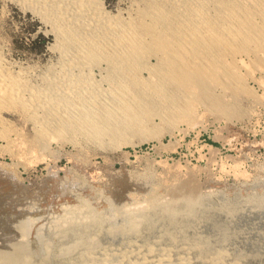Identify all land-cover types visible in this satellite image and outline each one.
<instances>
[{"label":"rangeland","instance_id":"rangeland-1","mask_svg":"<svg viewBox=\"0 0 264 264\" xmlns=\"http://www.w3.org/2000/svg\"><path fill=\"white\" fill-rule=\"evenodd\" d=\"M139 1L141 2V0H100L107 11L116 13L119 10L124 15L133 10ZM49 29V25L41 21L40 17L31 10L24 12L18 4L0 0V49L1 56L4 57L2 64L7 65L8 68L11 66L15 71L21 70L19 76L24 74L25 78L27 76L25 85L28 82L36 83L41 74L51 71L60 58L59 50L54 47V35L48 32ZM240 57L244 58L245 66L249 67L241 68V72L246 74L244 85L249 93L230 90L227 93V104L224 106L225 112L221 111L222 109L207 110L206 107L211 108L212 100H203V104L196 108L197 120L190 123L175 119L172 115L166 117L174 119V122L162 120L155 113L151 130L134 135L130 138L131 143L128 139L123 140V137H106L104 141L89 139L85 134L78 132V135L71 130L70 136L75 137L77 143L75 140L69 141L68 137H65L66 139L58 137L59 140L47 141L42 147L38 145L37 149L33 146L37 152L28 146L26 151L28 150L29 153H27L25 149L19 148V145L8 144L0 138V179L2 178L0 180V254H17L18 252L15 251L23 248L21 252L31 255L30 260L33 264H119L122 259L120 252L135 250L136 253L138 252L136 249L145 248L152 243L153 246L155 244V250L158 248L157 251L169 248L171 243H167L164 239L170 233L176 234L175 238L178 240L184 234L179 244L181 242L184 244V238L188 241L195 237L193 241H196L198 237L203 236L204 238L201 239L209 241L212 251L218 249V245L221 250L222 245L226 247L225 243L230 245L237 235L239 236L237 239L243 236L240 239L242 242L236 240L233 244L237 242V245L231 244L233 253L227 244L228 246L223 250L230 252H227L225 260L230 257L229 262L238 258L235 260H241L240 263L243 261V264H250L251 260L253 262L251 264H264V199L257 202L261 204H258V208L255 206L257 209L253 208V205H257L256 200H252L253 197H261L264 193V87L262 86L264 84L261 81L264 71L248 64L250 62L248 56L240 55ZM150 60L154 62L155 58L151 57ZM252 67L253 73L249 71ZM142 73L148 74L147 71ZM254 94L259 97L257 101L250 99ZM4 113L8 119L15 122L13 124L16 126L13 127H18L23 135L25 133L28 138L35 135L31 120L22 117L19 112V114L13 112V115L12 112ZM15 150H19L18 152L24 155L20 157L21 154L19 155ZM185 184L196 187L199 196L194 201L198 199L200 203L203 201L202 209L200 208L202 211L195 220L199 223H194L197 230L202 229L199 232L186 226L187 230L181 228L184 229L183 233L175 229L163 233L160 229L165 230L163 227L165 224L162 223L161 218H158L161 211L153 210L160 204L150 205V194L160 192L162 202L168 203L169 200L180 198L184 192H187L188 186L186 187ZM190 186L189 188H192ZM225 203L231 210L234 209L232 217H225L222 214L220 206ZM229 221L231 225L227 224ZM198 224L200 228L197 227ZM127 225L128 227L135 225V231L125 233L123 229L128 228ZM227 225L231 227L228 228ZM155 228H158L157 231ZM213 228L216 231L212 236L210 232H214ZM230 228L232 232L240 233L235 232L236 234L230 236L228 235ZM220 229L227 231V236L226 233L224 235L229 241ZM193 230L199 233L193 232L196 236L192 235ZM154 232L159 234L156 236ZM216 232H220L223 237ZM209 234L210 238L214 237L215 240L212 241L208 237ZM218 235L224 240L227 239V242L220 241ZM153 237L157 241H153L155 239ZM88 240L93 242L88 243ZM159 240L160 246L157 245L160 243ZM217 242L224 244L220 245ZM252 243L254 245H251ZM68 244H72L70 249ZM105 252L107 254H104ZM241 252L243 256H239ZM252 253L256 254L252 256ZM87 254L91 255V258L88 259ZM228 255H233L234 259ZM133 256L131 261L140 264V259ZM194 259L195 257L192 258Z\"/></svg>","mask_w":264,"mask_h":264},{"label":"bare ground","instance_id":"bare-ground-1","mask_svg":"<svg viewBox=\"0 0 264 264\" xmlns=\"http://www.w3.org/2000/svg\"><path fill=\"white\" fill-rule=\"evenodd\" d=\"M6 1L18 4L24 12L31 10L40 17L41 21L48 24L50 27L48 32L54 35V47L60 52V58L54 66L52 65L51 71L41 74L39 80L34 82L35 84L28 82L25 85L27 76L26 78L25 74L19 76L21 70L15 71L11 66L8 68L7 65L2 64L4 57L2 58L0 49V138L8 144L19 145V148L25 149L24 151L28 146L36 151L38 145L42 147L45 142L54 141L58 137H68L69 141H76L75 137L70 136L71 130L77 134L78 132L85 134L89 139L99 141H104L106 137H123V140H130L134 135L144 134L151 130L155 113L162 120L174 122V119L166 117L172 115L175 119H182L190 123L197 120L196 108L203 104V100H212L211 108L206 107L207 110L220 111L222 109L221 111L225 112L226 107L224 106L227 104V93L230 90L249 93L244 85L246 74L241 72L246 61L240 55L248 56L250 60L248 64L264 71V0H141V2H137L138 5L133 10L128 11L125 15L119 10L116 13L107 11L100 0ZM151 57L155 58L154 62L150 60ZM5 60L7 59L5 58ZM245 67L249 68L247 65ZM250 70L253 73V67ZM143 71H147L148 74L143 75ZM30 79L34 80V78ZM261 81L264 84V77ZM262 86L264 87V85ZM250 99L257 101L259 97L254 94L250 96ZM4 112L7 114L12 112L11 115L13 112H19L23 115H21L22 117L25 116L27 120H31L35 135L29 136L30 138L25 136V133L23 135L18 127H13L16 126L13 124L15 122L8 119ZM78 143L80 142L78 141ZM19 153L21 154V152ZM22 155L24 154H21L20 157ZM185 186L187 187L188 184ZM189 186L186 193L184 192L186 187L184 188V194L180 198L175 197L176 199L172 201H166L168 203L162 202L160 192L156 193V191L153 192V195L150 194V200L148 199L150 205H161V207H159L160 205L156 206L157 209L153 210L160 209L161 211L158 218H161L162 223L165 224L163 226L165 230L160 229L163 233L164 231L169 233L168 231L174 229L175 231L181 230L183 233L184 229L181 228L186 229V226L196 229L194 223L197 222L195 220L202 211L203 201L202 203L199 199L194 201L199 194L196 193V187L191 185L192 188H189ZM262 196L252 198V200H256L257 204L253 205V208L255 206L258 208L261 205L257 202L264 199V193ZM222 206L219 207L223 211L221 213L225 217H232L234 209L231 210L226 203ZM216 213L218 214V212ZM129 222L131 224V221ZM160 223L161 221L159 226ZM227 224L229 225L230 221ZM82 226L84 227V225ZM134 228L135 225H131L128 228L125 227L123 231L129 234L135 231ZM216 228L218 229V226ZM224 229L226 230V228ZM199 230L196 229V231ZM220 230L222 231V229ZM229 230L232 232L234 228ZM215 231L209 232L212 235ZM230 231L228 233L230 236L235 232L240 233L237 231L230 233ZM193 232L194 230L191 234L196 236ZM226 232L222 231V234L224 235ZM156 234L159 233L156 232ZM185 234L188 235V233ZM174 235L170 233L164 239L167 243H171L169 248L157 251L158 248L155 250V244L153 246L152 243V245H146V249L134 246V248H140L136 249L138 251L136 253L135 250H129L127 253L125 250L123 253L118 252L120 255L122 254L120 263L139 264L131 261V256L134 255V258L140 259V264H243V261L240 263L241 260L236 261L235 259L238 258L234 259L233 255L228 256H231L234 261L229 262L230 257L225 260L227 252L232 250L233 253V248H230L231 244L235 245L237 242L233 243L243 236L237 239L239 236L234 235L236 239L233 243L229 242L230 245L225 243L226 247L229 245L230 251L223 250L226 248L224 245L220 246L223 248L222 250L218 245V249L215 248L216 250L212 251L209 241L201 239L203 236L199 235L200 237L196 241H193L195 237L191 236L192 243L189 242V239L186 241L184 238V244L181 242L182 245H180L178 242L184 237V234H182L183 237H179L180 240L175 238L176 234ZM211 235L208 237L210 238ZM221 235H218L220 238L218 236L217 238L223 241V235L222 237ZM80 236L82 237V235ZM226 236L224 235V237ZM160 237L163 239L161 233ZM226 240L224 242H227ZM89 241L93 242L88 240V243ZM214 243L212 242V245ZM217 243L220 244V242ZM160 244L161 242L157 243L158 246ZM70 246L72 244L69 245V249ZM22 249L15 251V253L18 252L17 254L1 252L3 255L0 254V264H33L30 260L31 255L22 253ZM24 250L27 252L26 249ZM79 250L81 249L79 248ZM80 252L78 253L80 254ZM235 252L234 254L237 256ZM242 254L243 252L239 256ZM254 254L252 253V256ZM91 255L87 254L88 259L91 258ZM191 256L195 259L192 260ZM244 259L246 258L244 257Z\"/></svg>","mask_w":264,"mask_h":264}]
</instances>
